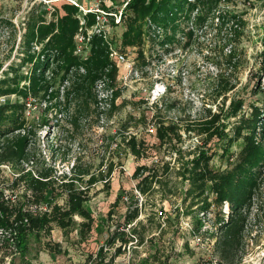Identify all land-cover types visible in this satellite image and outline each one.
<instances>
[{
    "label": "rangeland",
    "instance_id": "1",
    "mask_svg": "<svg viewBox=\"0 0 264 264\" xmlns=\"http://www.w3.org/2000/svg\"><path fill=\"white\" fill-rule=\"evenodd\" d=\"M188 1L175 23L163 27L148 19L143 42L125 45L129 0H81L88 7L122 13L120 23L109 16L102 26L105 36L95 33L86 43L78 41L76 32L73 54L82 64L67 66L63 60H52L43 81L48 87L38 95L0 97V103L24 105L23 129L9 137L15 142L22 137L29 153L18 164L0 162V190L9 202L32 204L29 173H49L55 189L38 210L49 203L65 207L63 182L74 179L76 188L85 191V205L95 219L90 231L83 225L87 220L76 215L66 230L54 224L50 234L31 236L26 256L12 244H0V264H93L102 247L109 260L119 246L122 252L114 264H264V161L258 164V179L249 184L252 202L244 212L243 238L224 257L217 242L224 235L219 219L221 214L227 219L229 203L214 204L217 194L211 192L206 206L202 202L191 206L192 199H184L190 182L176 169L162 176L166 190L158 183V189L140 195L133 173L137 165L151 164L156 157L138 160L122 144L124 135L136 134L156 144L157 157L171 162V167L192 158L180 160L168 142L158 145L156 129L164 121L179 125L183 142L177 147L207 150L216 172L236 167L249 142L264 151V121H259L261 117L251 122L257 109L264 111V0ZM57 5L61 3L56 0H0V79L18 77L20 86L30 85L32 62L17 74L18 67L9 70V66L22 61L20 47L33 10L48 11L46 21H57ZM94 14L77 8L76 17L85 18L90 28L96 24ZM96 38L106 47L109 65L99 66L92 57ZM41 47L35 44L32 52L37 55ZM112 51L125 55L128 63L112 56ZM213 118L225 125L220 141L215 137L207 143L205 134L186 131L189 124ZM236 128H240L237 138ZM3 143L0 139V146ZM134 195L139 217L125 226ZM116 229L136 238L109 245Z\"/></svg>",
    "mask_w": 264,
    "mask_h": 264
},
{
    "label": "trees",
    "instance_id": "2",
    "mask_svg": "<svg viewBox=\"0 0 264 264\" xmlns=\"http://www.w3.org/2000/svg\"><path fill=\"white\" fill-rule=\"evenodd\" d=\"M56 2L61 3L60 7L58 5L55 6V15H58L57 21H46L48 11L40 10L39 13L34 14L33 10L27 31L23 35L21 43L23 47H20L24 51L22 61L20 64L12 63L9 66V70H12L16 65L18 68L14 71L17 74L27 62H32V80L30 85L20 86L19 80L17 81L18 77L16 79L5 77V79H0V97L10 93L27 97L32 92L36 96L41 89H47L48 85H45L43 81L45 82V74L52 60H63L67 66L82 64L79 58L73 54L74 35L79 29V19L76 17L77 7L64 1ZM189 4L190 1L188 0H129L126 7L129 14L126 19L127 28L123 35L124 44H141L148 19L152 20L153 23L166 27L171 22L175 23L178 15L183 10V6ZM35 44H42L37 55L32 52ZM93 51L95 55L92 57L96 59V63L99 66L109 65L106 47L101 39L96 38L94 40ZM97 54L104 55V57L98 58ZM6 74L9 75V72H6ZM23 106L18 101L15 103H0V139L4 140V143L0 146V162L18 164L20 160L29 158L26 146L22 145L23 138L18 136V141L15 142L9 137L12 133L23 129ZM255 112L258 116L255 119L253 118L251 122L257 123L261 117L259 121L263 122L264 111L262 114L260 109ZM215 118L202 123L189 124L186 127V131L196 132L198 135L205 134L207 143L211 142L215 137L220 141L225 134V125L222 122L218 124V118ZM262 126L264 133V124ZM239 135L240 128H236L235 138ZM156 138L159 140L158 145H164L167 142L173 145L179 153L178 158L180 160L191 155L192 158L183 159L181 163L179 162L180 165L174 164L175 166L171 167V162L159 160L157 157L158 152L154 149L156 144L151 145L136 134L124 135L122 144L138 160L156 157L158 161L155 160L151 164L143 163L137 165L133 173V177L137 179L136 189L142 196L154 189H158L156 188L158 183L164 189L168 183L164 182L162 176H167L170 170L176 169V172L184 180H189L190 182L189 187L187 189L184 188V199L191 198V206L201 202L203 206H206L210 193H216L217 197L214 200V204L219 203L222 205L224 202H228L230 207L227 219H225L224 214L220 216V229L224 235L217 241L218 247L221 244V255L224 257L228 256L243 238L244 212L247 208L249 209V205L252 202V196L248 195L249 184L252 183L253 185L260 175V170L257 167L261 160L262 162L264 161L263 149L253 142H249L245 148L243 160L236 167L230 171L216 172L210 167L213 156L207 150L198 151L197 147L188 146L185 148L187 151H185L182 147H177V144L183 142L180 127L177 123L160 121L156 129ZM174 140L175 143H173ZM109 170L111 172L112 168ZM29 175L27 190L31 192L30 198L32 199V204L37 205L36 209L29 206L32 204L10 203L4 192L0 190L1 245L12 244L15 246L17 253L21 256H26L29 251L31 236L40 239L42 236L50 234L54 224L66 230L72 225L76 215L85 218L87 223L83 225H87V230H92L95 219L90 209L85 205L87 201L86 193L76 188L74 179L63 182L67 194V205L65 207L57 203H49L45 210H38L40 207L38 205L44 203L48 193L55 189L54 183L51 181L49 173H41L37 176L29 173ZM24 177L25 175H21L20 179H24ZM254 186L252 190H256ZM168 190V192H171V189ZM168 192L164 193L165 198ZM130 199L131 202L125 214V226L139 217L140 208L137 204V195L136 197L135 195L130 197ZM118 202L119 200L115 204ZM134 238H136L134 235L127 233L125 230L119 231L116 229L109 236L107 242H109V245H113L117 240H121L122 244H128ZM49 248L52 251L55 250L53 247ZM121 252V247H117L114 255L107 260L102 247L98 251L93 264H114L115 257Z\"/></svg>",
    "mask_w": 264,
    "mask_h": 264
},
{
    "label": "built area",
    "instance_id": "3",
    "mask_svg": "<svg viewBox=\"0 0 264 264\" xmlns=\"http://www.w3.org/2000/svg\"><path fill=\"white\" fill-rule=\"evenodd\" d=\"M56 1H64V2H67L71 5H74L75 7L80 9V11L83 14H88V13H93V12L95 13L94 15L96 17V24H95V26L93 25L94 27L92 26L89 28L88 26H86L85 18L81 17L79 20L81 22V24L82 25L84 24L86 27L85 30H83V26L80 25L79 26L80 31H77L76 38L78 39L79 42H82V43H86V42L91 41L93 38V34H95V33H98L102 36H105L102 26L109 22V19H108L109 16L116 17V19H115L116 23H120L121 18H122V13L120 15H118V13H116V12L107 13V11H105L104 9H101L99 7L98 8L88 7L85 3L81 2V0H56ZM112 56H115L116 58H118L119 61L127 62L125 55H123L122 53H120L118 51H112ZM139 194L141 195L140 192H139Z\"/></svg>",
    "mask_w": 264,
    "mask_h": 264
}]
</instances>
